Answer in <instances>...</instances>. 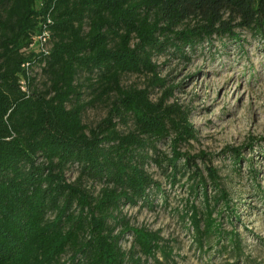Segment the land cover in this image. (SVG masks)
I'll use <instances>...</instances> for the list:
<instances>
[{"label": "trees", "instance_id": "16d2710c", "mask_svg": "<svg viewBox=\"0 0 264 264\" xmlns=\"http://www.w3.org/2000/svg\"><path fill=\"white\" fill-rule=\"evenodd\" d=\"M239 31L264 38V0H0V264H159L157 253L166 261L161 240L122 215L162 191L151 165L171 184L189 174L203 198L190 209L195 240L216 235L201 155L180 153L196 140L190 110L166 105L177 86L152 60H188L185 49ZM125 75L144 76L147 88L124 87ZM153 89L162 90L156 101ZM94 103L107 111L88 128L83 115ZM167 139L170 156L157 147ZM215 192L213 203L227 206Z\"/></svg>", "mask_w": 264, "mask_h": 264}, {"label": "rangeland", "instance_id": "374dc122", "mask_svg": "<svg viewBox=\"0 0 264 264\" xmlns=\"http://www.w3.org/2000/svg\"><path fill=\"white\" fill-rule=\"evenodd\" d=\"M237 35L233 40L214 38L211 46L204 42L194 51L185 49L188 60L170 54L152 60L167 86H177L166 105L190 110L188 121L196 140L183 145L180 153L201 155L196 165L200 180L207 182L211 218L219 230L218 236L200 239L198 244L190 209L201 206V187L194 194L187 173L171 184L151 165L148 171L162 191L153 195L152 205L126 206L122 215L131 228L155 234L160 246L171 251L166 261L157 253L159 264H264V38L241 31ZM42 82L37 80L36 85L41 88ZM147 84L144 76L122 77L124 87L142 90ZM161 92L153 89L151 99L156 101ZM106 111V104L94 103L84 112L83 124L94 127ZM157 147L170 156L169 139ZM237 153L240 159L234 164ZM206 167L216 171L220 188H212ZM75 176L73 170L65 173L67 182ZM85 187L93 194L99 189L91 183ZM216 189L227 194V206L224 201L213 203ZM126 239L130 241L129 236ZM128 242H122L125 249Z\"/></svg>", "mask_w": 264, "mask_h": 264}, {"label": "built area", "instance_id": "2783aa9c", "mask_svg": "<svg viewBox=\"0 0 264 264\" xmlns=\"http://www.w3.org/2000/svg\"><path fill=\"white\" fill-rule=\"evenodd\" d=\"M41 39V38H40ZM42 41H44V39H41Z\"/></svg>", "mask_w": 264, "mask_h": 264}]
</instances>
